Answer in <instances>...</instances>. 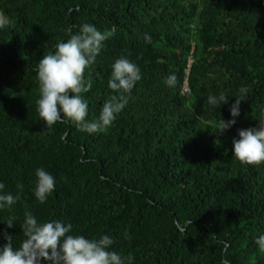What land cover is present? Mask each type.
<instances>
[{
    "label": "trees",
    "instance_id": "1",
    "mask_svg": "<svg viewBox=\"0 0 264 264\" xmlns=\"http://www.w3.org/2000/svg\"><path fill=\"white\" fill-rule=\"evenodd\" d=\"M0 12L12 22L0 29V182L13 195L24 185L0 210V246L7 232L19 247L27 205L40 223L112 237L110 250L131 253L132 264H264L255 243L264 235V162L241 164L232 145L264 108V0H0ZM85 23L115 30L84 71L86 120L117 94L108 88L117 59L136 64L141 79L106 130L46 127L36 65ZM241 88L236 123L218 133ZM220 93L228 103L208 105ZM37 168L56 182L44 203L33 194Z\"/></svg>",
    "mask_w": 264,
    "mask_h": 264
},
{
    "label": "clouds",
    "instance_id": "2",
    "mask_svg": "<svg viewBox=\"0 0 264 264\" xmlns=\"http://www.w3.org/2000/svg\"><path fill=\"white\" fill-rule=\"evenodd\" d=\"M12 26L11 20L0 12V29ZM114 28L99 31L92 25L83 24L78 33L69 30L65 41H58L54 52L42 56L36 65L38 82V99L36 112L46 127H51L64 120L75 122L80 130L97 133L106 130L116 119L117 114L126 106L128 97L135 83L141 79L139 67L127 58L121 57L112 65L108 88L116 95H110L102 105L99 116L92 121L86 120L88 106L81 93L91 89V81H85L84 71L95 63L104 41L114 35ZM147 43L151 37L145 34ZM169 85L175 84V76L168 78ZM187 84V83H186ZM240 95L230 107L233 119L224 121L220 118L217 129L223 133L236 123L235 117L240 115L239 106L246 100L245 88L239 90ZM208 105L212 107L228 103L224 93L218 96L209 95ZM238 139L234 138L233 156L241 164H260L264 162V108L260 109V117L255 127L238 129ZM33 194L37 201L44 203L55 190V178L43 168L35 170ZM19 191L13 195L4 192V183L0 182V210L11 209L21 199L24 185L16 184ZM23 223L20 225L24 239L18 248L13 247V237L3 233L5 244L0 246V264H41V260L50 264H132L131 253L123 255L110 250L115 240L102 235L98 239H89L83 235L70 234L72 225L58 220L40 223L25 205ZM15 216H9L5 224L7 228L14 226ZM191 223V222H190ZM125 238L131 237L125 232ZM255 243L264 252V235H260Z\"/></svg>",
    "mask_w": 264,
    "mask_h": 264
},
{
    "label": "built area",
    "instance_id": "3",
    "mask_svg": "<svg viewBox=\"0 0 264 264\" xmlns=\"http://www.w3.org/2000/svg\"><path fill=\"white\" fill-rule=\"evenodd\" d=\"M188 89H187V84L186 82H184L183 87H182V93H187Z\"/></svg>",
    "mask_w": 264,
    "mask_h": 264
}]
</instances>
